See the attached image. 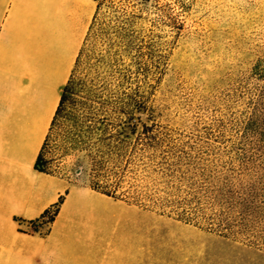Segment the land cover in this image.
<instances>
[{
  "label": "trees",
  "instance_id": "1",
  "mask_svg": "<svg viewBox=\"0 0 264 264\" xmlns=\"http://www.w3.org/2000/svg\"><path fill=\"white\" fill-rule=\"evenodd\" d=\"M93 1L92 25L36 169L52 175L44 153L81 62L94 57L85 102L96 113L91 189L264 251V55L210 105L181 89L168 103L161 89L170 57L191 35L180 14L171 3L149 7L151 0ZM171 1L187 12L183 0Z\"/></svg>",
  "mask_w": 264,
  "mask_h": 264
},
{
  "label": "rangeland",
  "instance_id": "2",
  "mask_svg": "<svg viewBox=\"0 0 264 264\" xmlns=\"http://www.w3.org/2000/svg\"><path fill=\"white\" fill-rule=\"evenodd\" d=\"M183 2L187 12L171 0L148 3L149 7L171 3L184 22L183 33H191L179 41L170 57L161 96L170 103L181 89L194 98L195 104L205 100L210 105L239 81L258 56L264 55V0ZM146 25H150L148 20ZM95 69L94 57L86 56L42 160L43 169L66 180L69 188L91 189L96 170V113L85 106ZM62 197L64 202L65 195ZM94 205L96 218L89 215L76 220L79 230L70 236L79 245L96 242V247L116 249L117 264H264L262 250L97 192L96 204H70L62 223L73 224L75 211ZM59 211L60 206L58 211L54 206L43 217L46 228L34 223L28 231L46 237Z\"/></svg>",
  "mask_w": 264,
  "mask_h": 264
},
{
  "label": "crops",
  "instance_id": "3",
  "mask_svg": "<svg viewBox=\"0 0 264 264\" xmlns=\"http://www.w3.org/2000/svg\"><path fill=\"white\" fill-rule=\"evenodd\" d=\"M96 8L93 0H0V264H117L116 249L70 236L76 220L96 218V205L62 223L70 204H96V191L36 169ZM63 195L49 234L30 233L34 223L46 228L45 212Z\"/></svg>",
  "mask_w": 264,
  "mask_h": 264
}]
</instances>
